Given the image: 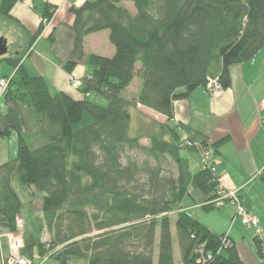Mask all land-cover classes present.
Masks as SVG:
<instances>
[{
  "label": "trees",
  "instance_id": "obj_1",
  "mask_svg": "<svg viewBox=\"0 0 264 264\" xmlns=\"http://www.w3.org/2000/svg\"><path fill=\"white\" fill-rule=\"evenodd\" d=\"M16 1L2 0L0 14L8 16ZM123 2H131L133 11ZM33 3L41 18L55 11L46 2ZM69 11L70 46L62 67L69 73L79 63L92 67L81 78L82 98L53 93L20 58L3 59L14 72L0 98V139L15 133L17 149L0 164V232L19 229L23 203L16 180L42 194L50 239L42 243L23 234L21 254L32 261L47 256L60 264H153L156 248L157 264H174V214L183 264H246L227 234L212 232L184 205L190 187L200 192L195 204L204 211L229 205L214 202L228 191L209 166L214 162L193 172L183 152L217 154L230 135L208 143L202 133L169 122L175 101L205 88L209 79L229 88L230 66L264 47V0H84ZM42 29L40 22L28 47ZM101 31H108L111 56L84 50V38ZM46 38L55 45L53 31ZM135 76L141 84L136 94L128 93ZM90 92L107 105L87 100ZM138 105L165 121L144 116L134 127L131 109ZM127 151L144 158L123 161ZM254 244L261 254L260 234Z\"/></svg>",
  "mask_w": 264,
  "mask_h": 264
},
{
  "label": "crops",
  "instance_id": "obj_2",
  "mask_svg": "<svg viewBox=\"0 0 264 264\" xmlns=\"http://www.w3.org/2000/svg\"><path fill=\"white\" fill-rule=\"evenodd\" d=\"M33 1L46 2L55 7L52 28L49 32L40 34L28 47L29 34H33L37 30L40 17L27 5L13 3L8 16L1 14L6 21L2 22L0 37L6 39L7 51L0 56V61L5 58H20V64L30 74L45 78L53 93L63 91L73 98H82L83 95L79 90L70 89L67 80L70 75L81 79L91 71L92 67L85 63H79L69 73L62 67V63L65 61L66 51L70 46L68 26L72 24L73 16L69 7L79 6L84 0ZM1 3L2 0H0V6ZM15 26H20L21 29H17ZM19 30H24L26 35H23L24 32L21 33ZM61 30H64L62 34ZM52 31L55 37V45L52 47L54 51H60L58 59L61 62L54 60L50 54L49 56L41 54L36 49L39 42ZM100 36L103 39L100 44L102 46L100 51L103 53L101 55L111 56L114 48L108 40V31L86 36L84 38L85 52L89 53L87 50L89 38ZM60 43H62V47ZM25 44H27V48L23 50ZM262 50L263 48L251 60L230 66L231 86L229 88L220 89L213 96L209 95L204 87H201L200 91H195L199 90L196 88L188 98L175 101L174 120L169 122L171 124L181 123L189 129L202 133L207 137L208 143L230 135V140L220 147L219 153H211L208 159L218 162L215 169L223 188L237 190L242 206L258 219L259 228L261 227V254L257 252L254 244V229L241 228L239 223L234 222L237 220L233 210L234 206L224 207L226 210L223 212H219V210L209 224L199 221L216 234H227L234 243L240 258L246 264H264V53H260ZM13 71L12 68L8 73L12 74ZM198 97L205 100L206 111L211 119L209 124L206 121L207 125L205 123V126L202 127L197 126L191 108L194 104L193 100ZM138 107L142 106L138 105ZM144 110L153 112L147 108ZM151 114L154 117L150 118L160 122L165 121L163 116L155 112ZM181 137L186 138L185 132H181ZM7 159V156L3 155L0 158V164L6 162ZM201 167L200 165L198 169ZM199 199L200 197L197 200Z\"/></svg>",
  "mask_w": 264,
  "mask_h": 264
},
{
  "label": "rangeland",
  "instance_id": "obj_3",
  "mask_svg": "<svg viewBox=\"0 0 264 264\" xmlns=\"http://www.w3.org/2000/svg\"><path fill=\"white\" fill-rule=\"evenodd\" d=\"M30 1L33 4L32 5V10H33V6H34L33 2L34 1L33 0H30ZM16 2L27 5V3H23L21 0H17ZM123 3L125 5H127V7L130 8L133 11V9H132L133 5H132L131 2H123ZM55 12H56V10L52 13L50 18H45V19H47L49 21V26H48L47 30H44L45 26H44V24L41 21L44 18H41L39 16L40 17V22L43 25V29H42L41 34H44L46 31L49 32L50 29L52 28L51 26H52V21H53ZM3 21H6V20H4L3 16H1V14H0V28H2V24H3L2 22ZM7 23H12V22H7ZM15 27H17V29L20 28V26H15ZM4 28H6V27H4ZM17 29H15V30L17 31ZM63 31L64 30H61L60 33L62 34ZM19 32L23 33L24 30H19ZM23 35H26V32H24ZM101 37L102 36L97 37V38H95V37L89 38L88 47H87L88 48L87 50H88L89 53L92 52V53H95V54H103L100 51V50H102V48H101L102 46L100 44L103 42V39ZM101 39H102V41H101ZM27 40H28V38H27ZM52 45L53 44H51V42L49 40H47L46 38H43L39 42V44L36 47V49L38 50V52H40L43 55L45 54V55L49 56V54H50L51 56H53L54 60H57L59 62L60 60L58 59V57H59L58 55L60 54V51H57V50H56L57 52L54 51ZM60 45L62 47V43H60ZM26 46H27V44L24 45L23 50H25L27 48ZM58 48H59V46L57 47V49ZM260 53H264V47H263L262 52H260ZM11 69H12V67L9 64L5 63L4 61H0V80L3 79V78H7L8 82H9L11 74L8 73V72H10ZM4 74H7V75L3 76ZM75 80H78L79 82H81L80 78H77L75 76H71L70 75L68 77L67 84L70 87V89H73L74 91L75 90L78 91L79 87L81 85L78 86L75 82H72V81H75ZM140 84H141V79L138 76H135L133 78L130 86L127 89L129 91L128 93L136 94ZM6 87H5V89H6ZM5 89H1L0 88V98H1V96L3 94V92L5 91ZM197 89H199V90H195V91H200V89L202 90L201 87H197ZM218 91H215L213 95H216L218 93ZM123 94L125 95L126 92H124ZM213 95H211V96H213ZM86 98L90 102H93V103H95L97 105H100V106H106L107 105V100L103 96H101L99 93H97V92H90L86 96ZM193 101H194L193 102L194 104H192L191 108H192L193 119L196 120L195 122H196L197 126H199V127L205 126V123L207 125V122L209 124L211 119H209L208 113L206 111L207 110V106H206L205 100L203 98H199L198 97V98H196ZM131 112H132V115H133L132 116L133 119H135L134 122H133L134 127L140 124L139 121L142 120V117H144V116H146V117H151V116L154 117V115L151 114L153 112H147L146 110H144V108L138 107V106H137L135 111L133 109H131ZM149 114H150V116H149ZM181 139H182L181 141H183V143L186 144V146H189L191 144V141L186 140V138H182L181 137ZM141 143L142 144H147L148 141H147V139H142ZM16 149H17V140H16L15 133H12L7 138L0 139V156L1 157L3 155H6L8 159H11V158L15 157ZM206 152L207 153H204L203 155H200V154H198L196 152H192V151H189V150H185L183 152V155L189 160V163L191 165V169H192L193 172H195L199 168L200 165L201 166L202 165H204V166L207 165L208 166L209 162H212V161H210L208 159L210 157L211 153H209L208 151H206ZM126 156L135 158V159H137L139 161H141L144 158V155L141 152H139V151H127L126 154L123 157V161H125ZM217 164H218V162L215 161L213 163V165H209V166H211L212 170H214L215 169L214 166H216ZM168 168L171 169V173L175 172L174 171V167L172 165L168 166ZM12 185L15 188L16 192L18 193V195H19V197H20V199H21V201L23 203L22 212H21V214L19 216L18 233H21L22 238H23V234H24V236H27V235L29 236L30 235L31 237L33 235V236H38L39 239H40V242H42V243L48 242L49 239H50V236L46 232V230L43 228L44 226H43V221H42V213H41V197H42V194L38 193V192H35L34 190H32L30 188L29 189L23 188L21 186V184L19 182H17L16 180H14L12 182ZM189 192H190V196L187 197L184 200V205L189 206V208H190L189 212L195 218H197L198 220L202 221L205 224H207V223L209 224V222L212 221L215 218V216L217 215L219 210H220L219 212H221V211L223 212V211L226 210L225 208L229 207V205H224V206H222L219 209H214V210H210V211H204L202 208L199 207L198 204H195L197 202L196 200L198 199V197L201 196L200 192L198 190L192 188V187L189 188ZM233 210L235 212V209H233ZM170 216L172 218L171 231H172V245H173V250H174V264H183L181 262L179 248H178V242H177V237H176V233H175L174 214H171ZM234 222L235 223H239V226L241 228L242 227L243 228H247L248 230H250V228H253V227L244 226L241 223V218L240 217H237V220L234 221ZM258 223H259V221H258ZM7 232H11V231H7ZM254 232L256 234L255 229H254ZM22 243H24V242H22ZM1 245H0V248H2L3 250H6V251L9 252L8 237L4 236V237L1 238ZM21 247H23V246H21ZM156 254H157V249L155 248L153 264H157ZM30 260H32V259H30ZM34 262L35 263L40 262L41 264H60V262L57 261L56 259L48 258L47 256L43 257V258L35 257L34 258ZM67 264H86V263L83 260H72V261L69 260V261H67Z\"/></svg>",
  "mask_w": 264,
  "mask_h": 264
},
{
  "label": "built area",
  "instance_id": "obj_4",
  "mask_svg": "<svg viewBox=\"0 0 264 264\" xmlns=\"http://www.w3.org/2000/svg\"><path fill=\"white\" fill-rule=\"evenodd\" d=\"M23 3H27V6L29 9L32 10V3L30 0H21ZM42 23L45 26L44 30L48 29L49 21L47 19L41 20ZM75 82L78 86L81 85V82L78 80L72 81ZM8 84V79L3 78L0 80V88L5 89V87ZM205 90L208 94L213 95L215 91L220 90L219 85L216 80L209 79L206 83ZM239 195L237 190H228L226 193H224L222 196L215 199V204L217 206H222L226 202L229 205H232L235 207V215L236 217L241 218V223L244 226L253 227L257 234H260V228L258 219L246 211V209L242 206ZM8 237L9 241V252L6 250H3L0 248V261L1 264H41L40 262L35 263L34 261L26 258L21 254V246H23V238L21 233H18V231H11V232H0V245H1V238L4 236ZM2 246V245H1Z\"/></svg>",
  "mask_w": 264,
  "mask_h": 264
},
{
  "label": "water",
  "instance_id": "obj_5",
  "mask_svg": "<svg viewBox=\"0 0 264 264\" xmlns=\"http://www.w3.org/2000/svg\"><path fill=\"white\" fill-rule=\"evenodd\" d=\"M6 51H7L6 39H4L3 37H0V56L5 54Z\"/></svg>",
  "mask_w": 264,
  "mask_h": 264
}]
</instances>
